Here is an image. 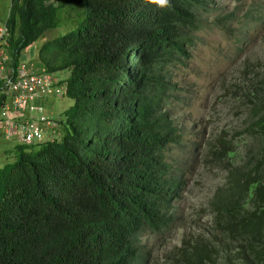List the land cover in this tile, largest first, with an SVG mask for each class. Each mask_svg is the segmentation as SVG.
Returning <instances> with one entry per match:
<instances>
[{
	"label": "trees",
	"instance_id": "trees-1",
	"mask_svg": "<svg viewBox=\"0 0 264 264\" xmlns=\"http://www.w3.org/2000/svg\"><path fill=\"white\" fill-rule=\"evenodd\" d=\"M212 1L9 0L11 66L58 24L60 8L64 25L75 26L44 39L32 60L66 72L58 83L72 101L52 138L16 142L0 165V264H264V69L256 62L228 88L243 118L202 142L204 163L224 170L207 225L160 259L139 242L173 220L181 180L167 160L179 142L166 105L172 69Z\"/></svg>",
	"mask_w": 264,
	"mask_h": 264
},
{
	"label": "rangeland",
	"instance_id": "rangeland-1",
	"mask_svg": "<svg viewBox=\"0 0 264 264\" xmlns=\"http://www.w3.org/2000/svg\"><path fill=\"white\" fill-rule=\"evenodd\" d=\"M258 3L264 6V0H213L202 14L188 56L172 69L176 86L166 105L179 132V142L171 145L167 160L171 170L179 175L181 185L171 226L159 232L145 231L140 236L142 251L148 253V259L162 258L181 236L207 225V200L224 170L204 163L202 142L220 127L236 124L243 118V108L227 94L242 65L256 62V69H264V8L260 9ZM8 4L9 0H0V23ZM65 14L64 7L60 8L58 24L46 29L21 57L36 60L37 47L44 39L74 27L69 19L64 25ZM51 73L58 83L66 72ZM39 101L42 112L56 118L72 99L59 94L46 95ZM16 142L14 137L4 138L0 134V165L14 158L12 147Z\"/></svg>",
	"mask_w": 264,
	"mask_h": 264
},
{
	"label": "built area",
	"instance_id": "built-area-1",
	"mask_svg": "<svg viewBox=\"0 0 264 264\" xmlns=\"http://www.w3.org/2000/svg\"><path fill=\"white\" fill-rule=\"evenodd\" d=\"M8 28L0 23V134L17 142L31 143L52 138L57 124L42 112L40 99L59 95L64 85L42 65L21 56L15 66L9 64L6 51ZM1 94H3L1 96Z\"/></svg>",
	"mask_w": 264,
	"mask_h": 264
},
{
	"label": "clouds",
	"instance_id": "clouds-1",
	"mask_svg": "<svg viewBox=\"0 0 264 264\" xmlns=\"http://www.w3.org/2000/svg\"><path fill=\"white\" fill-rule=\"evenodd\" d=\"M153 2L163 5L165 3V0H153Z\"/></svg>",
	"mask_w": 264,
	"mask_h": 264
}]
</instances>
